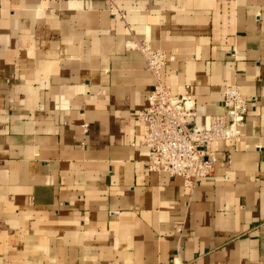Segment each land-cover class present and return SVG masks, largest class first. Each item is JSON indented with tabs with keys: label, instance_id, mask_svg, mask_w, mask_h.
Wrapping results in <instances>:
<instances>
[{
	"label": "crops",
	"instance_id": "0c3cea01",
	"mask_svg": "<svg viewBox=\"0 0 264 264\" xmlns=\"http://www.w3.org/2000/svg\"><path fill=\"white\" fill-rule=\"evenodd\" d=\"M143 41L198 127L251 100L192 190L148 167ZM0 264H264V0H0Z\"/></svg>",
	"mask_w": 264,
	"mask_h": 264
},
{
	"label": "built area",
	"instance_id": "2783aa9c",
	"mask_svg": "<svg viewBox=\"0 0 264 264\" xmlns=\"http://www.w3.org/2000/svg\"><path fill=\"white\" fill-rule=\"evenodd\" d=\"M135 47L143 54L156 80L146 95L145 106L137 113L143 124L141 142L148 149V167L183 178L184 186L192 190L200 179L214 175L219 162L215 145L221 141L239 142L243 138L251 100L239 84H225L224 112L212 115L204 130L192 132L188 124L196 123L195 99L188 88L183 94L173 92L163 79L164 68L172 56L146 41ZM83 127L87 131L89 123L84 122Z\"/></svg>",
	"mask_w": 264,
	"mask_h": 264
},
{
	"label": "water",
	"instance_id": "95a60500",
	"mask_svg": "<svg viewBox=\"0 0 264 264\" xmlns=\"http://www.w3.org/2000/svg\"><path fill=\"white\" fill-rule=\"evenodd\" d=\"M188 128L192 132H199L204 130V127H198L195 122L189 123Z\"/></svg>",
	"mask_w": 264,
	"mask_h": 264
}]
</instances>
